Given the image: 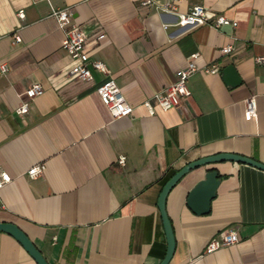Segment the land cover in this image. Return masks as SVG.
<instances>
[{
  "label": "crops",
  "instance_id": "obj_1",
  "mask_svg": "<svg viewBox=\"0 0 264 264\" xmlns=\"http://www.w3.org/2000/svg\"><path fill=\"white\" fill-rule=\"evenodd\" d=\"M141 1L48 0L69 9L89 60L104 64L132 108L114 120L95 92L100 74L92 71L87 82L67 76L72 63L48 4L0 0V172L9 177L0 188V224L17 227L46 264H158L166 242L156 200L166 179L217 154L264 165V65L254 61L264 57V0H183L174 14L158 11L166 0ZM193 6L230 24L176 26ZM224 46L231 47L226 55ZM191 54L197 71L186 80L188 95L160 111L152 97ZM211 64L217 73L201 72ZM226 66L239 79L235 87L221 79ZM32 83L41 94L27 100ZM249 98L255 119L244 116ZM22 102L28 111L19 116ZM38 164L42 174L29 179L25 171ZM208 169L220 184L209 212L196 216L185 199ZM164 209L173 236L167 264H264V171L234 162L195 168L168 192ZM229 230L236 244L203 254ZM0 264L35 263L0 232Z\"/></svg>",
  "mask_w": 264,
  "mask_h": 264
},
{
  "label": "built area",
  "instance_id": "obj_2",
  "mask_svg": "<svg viewBox=\"0 0 264 264\" xmlns=\"http://www.w3.org/2000/svg\"><path fill=\"white\" fill-rule=\"evenodd\" d=\"M48 4V16L54 20L57 28L62 33L60 41V49L68 56L71 61V66L67 70V76L75 78L82 82L91 80V72H96L102 76L101 83L97 86L95 92L101 104L107 110L112 119H120L129 116L132 108L125 102L122 94L112 79L108 76V71L104 64L97 60H89L85 48V35L83 31L71 21V15L68 8H53L49 5L48 0H43ZM183 0H166L165 5L160 7V13L174 14L175 6ZM153 4L150 0H143L139 3L141 7H149ZM17 17L22 18V12H17ZM208 24L214 29L220 26L229 25L230 22L222 16H212L199 6L191 7L185 14L176 16L175 25L181 28H194L200 25ZM102 35L97 37V40L102 39ZM14 41H18L14 37ZM231 51L230 46H224L220 49V54L226 55ZM197 54H191L183 68L176 70L173 74V83L161 90L152 97L155 105L162 112H165L177 105L179 98L186 97L188 91L186 89V80L197 71L194 60ZM255 63L264 65V57L255 58ZM6 67L0 64V75L5 73ZM204 74H215L218 72V67L211 64L201 69ZM41 94V87L37 83L30 84L24 91V96L27 100H31ZM143 107L151 114L152 109L148 101L143 102ZM28 111L26 102H22L15 110L16 115H25ZM244 116L248 119H255V104L249 98L244 101ZM116 163L123 166L124 158L118 157ZM44 170L42 164L34 165L25 171V175L29 179L39 177ZM9 182V177L6 173L0 172V188ZM237 243V237L234 231H224L210 239L204 249L203 254L212 253L223 247L232 246Z\"/></svg>",
  "mask_w": 264,
  "mask_h": 264
},
{
  "label": "water",
  "instance_id": "obj_3",
  "mask_svg": "<svg viewBox=\"0 0 264 264\" xmlns=\"http://www.w3.org/2000/svg\"><path fill=\"white\" fill-rule=\"evenodd\" d=\"M221 79L225 85L230 87H235L239 84V79L237 78L232 66H226L221 71ZM222 162L240 163L264 171V165L254 162L248 158L233 154H217L214 156L201 158L190 162L177 170L163 184L156 200V208L158 210L166 242L164 256L158 264H167L173 251L172 231L164 209L165 198L168 192L189 171L201 166ZM219 184L220 180L218 179L217 172L210 169L206 170L203 175V179L197 182L187 193L185 199V206L187 209L196 216L206 215L209 212L211 200L216 196V191ZM0 232L13 238L35 264H46L40 253L34 248L28 238L17 227L12 224L3 223L0 224Z\"/></svg>",
  "mask_w": 264,
  "mask_h": 264
},
{
  "label": "trees",
  "instance_id": "obj_4",
  "mask_svg": "<svg viewBox=\"0 0 264 264\" xmlns=\"http://www.w3.org/2000/svg\"><path fill=\"white\" fill-rule=\"evenodd\" d=\"M165 181H167V179ZM165 181H164V183H165Z\"/></svg>",
  "mask_w": 264,
  "mask_h": 264
}]
</instances>
